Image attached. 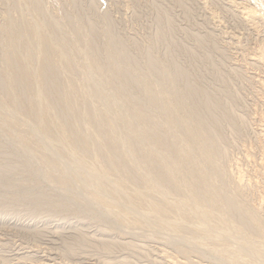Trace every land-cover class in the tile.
<instances>
[{
	"label": "rangeland",
	"instance_id": "374dc122",
	"mask_svg": "<svg viewBox=\"0 0 264 264\" xmlns=\"http://www.w3.org/2000/svg\"><path fill=\"white\" fill-rule=\"evenodd\" d=\"M16 22L68 53L82 112L154 152L174 187L140 152L125 149L131 180L16 109L3 31ZM0 54V264H264V0H0ZM196 117L205 155L177 125Z\"/></svg>",
	"mask_w": 264,
	"mask_h": 264
},
{
	"label": "bare ground",
	"instance_id": "6f19581e",
	"mask_svg": "<svg viewBox=\"0 0 264 264\" xmlns=\"http://www.w3.org/2000/svg\"><path fill=\"white\" fill-rule=\"evenodd\" d=\"M247 20H250V18ZM3 31L6 32L5 56L7 58L5 67L6 71L8 72L7 77H9L7 89L10 92H16V94L18 95L19 101L15 102L16 109L21 108V106L25 102L28 103L29 109L27 111V117L29 119L35 120L36 122L42 123L44 131L49 137L52 138L56 136V139L59 140L61 144L71 147L76 153H80L81 155H83V158L90 157L96 154V157L99 159V161L103 160V162L105 161L112 163L117 172H123L131 180H137L139 179V177L136 173L134 162L131 158L127 157L128 155L125 153V149L130 150V153L140 152L143 157L142 161L149 166V169H151L158 180H160L167 186H175V182L172 181V178L168 173V168H170L171 166H162L159 163L154 152L142 148L138 144V142L135 141L133 135L130 134L129 138L121 143L115 136H113V134L115 133L114 126L110 124L105 125L103 120L98 118V116L92 110H90V107L88 105H86L87 114L82 112L81 103L84 100L83 95H85L86 97V95L88 96V93H82L79 87L76 86V84L73 82H63V75L65 71H69L73 68L71 58L66 51L59 49V47H57V44L51 41V36L49 37L44 33V29L42 26H39L38 24L28 25L25 22H16L14 24H11L10 27H6L5 29H3ZM53 41H55V39ZM34 60L38 61L37 68H33L32 62ZM115 63H117V61ZM112 66L113 65L111 60L107 64V67L99 66L96 64L97 73L102 76ZM119 93L121 94L120 90L117 91V94ZM93 95H96L95 91ZM170 96L174 97L177 95L176 93L172 92L170 93ZM150 100H154L152 94H150ZM186 103L187 102L184 103V101H182L181 106H184V108L188 107V104ZM165 108L168 109L167 107ZM136 109L137 107L135 105H131L128 108L127 115L124 118L126 122L125 124L128 125L129 130H132L131 127ZM167 111L171 113L170 115H175L176 113V111L171 108H169ZM85 119L89 123V125L94 127V129H96L97 131H100L102 136L91 132V128H89V131L88 129L84 132L81 131L79 124ZM184 119H179V121L177 122L178 127L183 132L184 136H186L185 138L188 139V141L193 145L195 150L205 155L206 146L208 147L211 142L209 140V137L203 133L200 118L196 117L193 124H188L189 122L187 123V121H185ZM141 121L143 123H149V120L147 118L142 117ZM172 125L175 127L174 121ZM187 152H185V154ZM188 155L186 154V157ZM192 158H190V160H192ZM91 160L88 159V161ZM191 164L194 163H190V167H192ZM114 177L117 178V176ZM193 186H191L192 189ZM195 187L196 186H194V188ZM205 187V185L202 187V190H204V192L201 191L203 193H201V197H204V194L209 195V192L205 191ZM141 192H136L138 193L135 196L136 200H139L141 197H143L141 196ZM159 209L163 210L160 205Z\"/></svg>",
	"mask_w": 264,
	"mask_h": 264
}]
</instances>
